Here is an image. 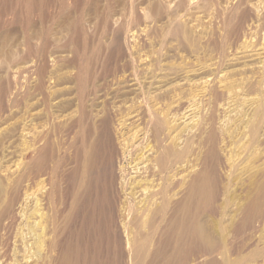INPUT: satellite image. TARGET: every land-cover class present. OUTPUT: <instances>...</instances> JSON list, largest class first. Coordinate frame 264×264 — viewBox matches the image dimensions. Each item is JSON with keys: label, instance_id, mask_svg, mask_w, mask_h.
Instances as JSON below:
<instances>
[{"label": "rangeland", "instance_id": "rangeland-1", "mask_svg": "<svg viewBox=\"0 0 264 264\" xmlns=\"http://www.w3.org/2000/svg\"><path fill=\"white\" fill-rule=\"evenodd\" d=\"M215 70L216 86L208 80ZM181 92L198 104L172 130L156 114ZM212 112L220 157L207 143ZM133 132V151L120 152L121 138ZM263 134L264 0H0V170L12 174L6 195L41 147L50 164L32 188L44 187L17 218L4 213L1 197L0 264H264ZM202 167L207 179L179 206ZM259 186V204L248 208ZM200 222L214 231L218 249L206 246V253L192 242Z\"/></svg>", "mask_w": 264, "mask_h": 264}, {"label": "bare ground", "instance_id": "bare-ground-1", "mask_svg": "<svg viewBox=\"0 0 264 264\" xmlns=\"http://www.w3.org/2000/svg\"><path fill=\"white\" fill-rule=\"evenodd\" d=\"M206 12V11H205ZM185 26V25H184ZM253 27V26H252ZM260 29V28H259ZM190 30V29H189ZM184 31V30H183ZM192 31V30H191ZM186 32V31H185ZM189 33H190V31H188ZM196 32V31H195ZM194 32V33H195ZM251 32V31H250ZM193 33V34H194ZM190 34H192V33H190ZM196 34V33H195ZM186 37H188L187 36V34L185 35ZM184 36V37H185ZM254 36V35H253ZM190 37H192V35L190 36ZM196 37H198L197 35H195V38ZM134 38V37H133ZM194 38V37H193ZM193 38H192V40H193ZM191 39V38H190ZM187 40H189L188 38H187ZM185 41V40H184ZM183 41V42H184ZM195 41V40H194ZM197 41V40H196ZM202 41V40H201ZM189 43V42H188ZM196 43V42H195ZM198 43V42H197ZM192 44V43H191ZM191 44H189V45H191ZM246 44V43H245ZM252 44V43H251ZM254 44V43H253ZM256 44V43H255ZM186 45V44H185ZM198 45V44H197ZM204 45V44H203ZM247 45V44H246ZM195 46H196V44H194V45H192V46H190V47H194L193 49H195ZM183 47V46H182ZM181 47V48H182ZM184 47H186V46H184ZM199 47V46H198ZM198 47H196V48H198ZM251 47V46H250ZM252 48H253V46H252ZM175 49V48H174ZM178 49V48H177ZM189 49V48H188ZM192 49V51L193 52H195V50H193ZM262 49V48H261ZM184 50V49H183ZM182 51V50H181ZM251 51H252V49H251ZM197 52H198V49H197ZM182 53V52H181ZM246 53V52H245ZM192 54V53H191ZM197 56H199V55H197ZM248 56V55H247ZM160 57V56H159ZM44 58V57H43ZM23 59V58H22ZM156 59V58H155ZM41 61V60H40ZM46 61V60H45ZM49 62V61H48ZM154 62V61H153ZM55 63V62H54ZM45 64H47V63H45L44 62V66H45ZM152 66H155V65H153L152 64ZM183 66H184V64H183ZM216 66H217V64H216ZM14 67V66H13ZM214 68V67H213ZM218 68V67H217ZM187 69V68H186ZM212 70V69H211ZM188 71H189V68H188ZM191 71H192V68H191ZM183 72H184V70H183ZM187 72V71H186ZM49 74V73H48ZM176 74V73H175ZM217 72H216V70H215V72L214 73H212V74H210V76H208V77H210V78H208V80H210V81H213V84L212 83H210L211 85H214V86H216L215 85V78L217 77ZM42 75H43V73H42ZM42 75L40 76V77H42ZM151 75V74H150ZM46 77H48V76H46ZM183 77V76H182ZM221 77V76H220ZM43 78H44V75H43ZM61 78V77H60ZM3 79V78H2ZM38 79H40L39 77H38ZM65 79H66V76H65ZM46 80V79H45ZM60 80V79H59ZM68 80V79H67ZM66 80V81H67ZM151 80V79H150ZM190 79H188V81H189ZM40 81V80H39ZM42 81V80H41ZM44 81V80H43ZM42 81V82H43ZM207 81V80H206ZM217 81V80H216ZM151 82V81H150ZM186 82V81H185ZM209 82V81H208ZM39 83V82H38ZM41 83V82H40ZM45 83V82H44ZM43 83V84H44ZM47 83V82H46ZM58 83V82H57ZM138 83V82H137ZM168 83V82H167ZM176 83V82H175ZM181 83H183V82H180L179 84L181 85ZM179 84H177L176 83V85H179ZM141 85V84H140ZM147 85V84H146ZM165 86H166V84H165ZM159 87V86H158ZM11 88V87H10ZM33 88H35V87H33ZM147 88V87H146ZM155 89V88H154ZM158 89V88H157ZM177 89V88H176ZM179 89V88H178ZM45 90V89H44ZM62 90V89H61ZM210 90H213L214 91V89H210ZM68 91V90H67ZM138 91V90H137ZM146 91V90H145ZM160 91V90H159ZM183 91V90H182ZM188 91V90H187ZM212 91V92H213ZM179 92V91H178ZM209 92H211V91H209ZM152 93H154V91L152 92ZM182 93V92H181ZM190 93V92H189ZM215 93V92H214ZM62 94V93H61ZM65 94V93H64ZM69 94H71V93H69ZM166 93L164 92L163 94H162V97L163 98H166V96H167V94H166V96H164ZM213 94V93H212ZM216 94V93H215ZM63 95V94H62ZM150 95V94H149ZM174 95V94H173ZM217 95H218V93H217ZM171 96V95H170ZM169 96V97H170ZM175 97H177V99L176 100H170L171 102L170 103H167V104H169V107H166V108H164V109H161L159 112H157V116H158V118L162 121V123L164 124V123H166V126H167V124L168 125H173V127L172 126H170L171 128H172V130L173 129H175V126L177 125V127H178V123L177 124H175L176 122H177V120H179V118H180V120L182 119V118H185L186 116H189V114L191 113L190 112V110H191V108H190V106L192 105V103L193 102H195V103H197V101H195L196 100V97L194 96V98L193 97H191L190 96V94H188V92L187 93H182V94H175L174 95ZM135 97V96H134ZM140 97V96H139ZM55 98V97H54ZM145 98V97H144ZM198 98V97H197ZM200 98V97H199ZM22 99V98H21ZM102 99V98H101ZM125 100V99H124ZM163 101H164V99H162ZM203 100V99H202ZM57 101V100H56ZM64 101V100H63ZM101 101V100H100ZM140 101V100H139ZM138 101V102H139ZM169 101V100H168ZM67 102V101H66ZM166 102V101H165ZM199 102V101H198ZM203 102V101H202ZM61 103H63V102H61ZM60 103V104H61ZM70 103V102H69ZM140 103H142V102H140ZM147 104V102H146V100L144 101V104ZM190 104V105H189ZM194 104V103H193ZM198 104V103H197ZM57 105H58V103H57ZM62 105V104H61ZM164 105H166V103L164 104ZM196 105V104H195ZM24 106V105H23ZM36 106V105H35ZM34 106V107H35ZM59 106V105H58ZM62 106H65V104L64 105H62ZM61 106V107H62ZM74 106V105H73ZM118 106V105H117ZM216 106V105H215ZM60 107V106H59ZM149 107V106H148ZM148 107H147V105L145 106V109L148 111V114L147 115H149L150 114V116L151 115H153V114H151L150 113V110L148 109ZM67 108H68V105H67ZM70 108V107H69ZM152 108V107H151ZM213 108H215V107H213ZM153 109V108H152ZM171 109V111H169ZM61 110H62V108H61ZM67 110V109H66ZM65 110V108L63 109V111H66ZM71 110V109H70ZM108 110V109H107ZM25 111V110H24ZM105 111V110H104ZM151 111H153V110H151ZM107 112V111H106ZM146 112V111H145ZM154 112V111H153ZM156 112V111H155ZM190 112V113H189ZM62 113V112H61ZM211 113V112H210ZM215 113V112H214ZM214 113L212 112V114H210V116H209V118H208V121H207V123L205 124L206 125V127H208V129H209V132L207 133V139H208V142L207 143H209V145H211L210 146V148H209V151H210V153L211 152H213L214 153V155L216 156L217 154L215 153L216 152V150L218 149L217 148V145H218V142H220V137H222V136H220L221 135V131H216L215 129L217 128L216 127V121H215V117H214ZM218 113V112H217ZM53 113H51V115H52ZM98 114V113H97ZM110 114V113H109ZM144 114V113H143ZM155 114V113H154ZM172 115V116H170V115ZM216 114V113H215ZM38 115V114H37ZM64 115V114H63ZM145 115V114H144ZM50 116V115H49ZM60 116V115H59ZM109 116V115H108ZM216 117H218L217 115H215ZM171 118H173L172 120H171ZM36 119V118H35ZM108 119V118H107ZM71 120V119H70ZM112 120V119H111ZM188 120V119H187ZM196 120V119H195ZM198 121H200V120H198ZM17 122V121H16ZM74 122H76V121H74ZM73 122V123H74ZM202 121H200V124L199 123H197V124H199V126L201 127V129H202ZM175 124V125H174ZM196 124V123H195ZM16 125V124H15ZM53 125V124H52ZM63 125V124H62ZM62 125H61V128H62ZM105 125V124H104ZM202 125V126H201ZM194 126V125H193ZM196 126V125H195ZM198 126V127H199ZM14 127V126H13ZM19 127V126H18ZM67 127V126H66ZM107 127V126H106ZM205 127V126H204ZM203 127V128H204ZM216 127V128H215ZM14 128H16V127H14ZM104 128V127H103ZM170 128V129H171ZM185 128V127H184ZM194 129H195V127H194ZM198 130H199V128H197ZM197 129H195V130H197ZM139 130V129H138ZM167 130H168V128H167ZM183 130V129H182ZM192 130H193V128H192ZM205 130V129H204ZM102 131V130H101ZM106 131V130H105ZM140 131V130H139ZM169 131V130H168ZM184 131V130H183ZM182 131V135H180L179 137L181 138L180 140H182V142H183V144H184V146L189 142V138H188V136H189V134L188 133H184ZM13 132V131H12ZM16 132V131H15ZM116 132V131H115ZM114 132V133H115ZM123 132V131H122ZM7 133V132H6ZM103 133V132H102ZM171 133V132H170ZM169 133V134H170ZM179 133H181V132H179ZM191 133V132H190ZM194 133V132H193ZM110 134V133H109ZM108 134V135H109ZM123 134V133H122ZM127 134V133H126ZM154 134V133H153ZM163 134V133H162ZM199 134H201V131L199 130ZM198 134V135H199ZM202 134H203V132H202ZM16 135V134H15ZM21 135H22V133H21ZM112 135V134H111ZM120 135V134H119ZM171 135V134H170ZM196 135V134H195ZM40 136V135H39ZM106 136V135H105ZM132 138H130V137H128V138H125V139H123L124 137H120L121 138V141L118 143L119 144V147H117V148H119V150H120V152H122L123 153V146H124V148L126 149V147L128 146V148L130 147V149L132 150L133 148H134V145H136V144H133V142L134 141H136L135 139L138 137L137 136V134L135 133V132H133L132 133ZM166 136V135H165ZM169 136V135H168ZM263 136H264V134H263ZM42 137V136H41ZM83 137V136H82ZM172 137V136H171ZM182 137H184V138H182ZM43 138V137H42ZM111 138V137H110ZM109 138V139H110ZM113 138H114V136H113ZM112 138V139H113ZM119 138V137H118ZM119 138V139H120ZM173 138H174V136H173ZM200 138V137H199ZM20 139V138H19ZM18 139V140H19ZM39 139V138H38ZM106 139V138H105ZM176 139V138H175ZM174 139V140H175ZM207 139H206V141H207ZM17 140V141H18ZM165 140H166V138H165ZM171 140V142H172V138L170 139ZM2 141V140H1ZM110 141V140H109ZM114 141H115V139H114ZM118 141V140H117ZM14 142V141H13ZM13 142H11V143H13ZM137 142V141H136ZM169 142V141H168ZM181 142V143H182ZM81 143V142H80ZM100 143V142H99ZM115 143V142H114ZM51 144V143H50ZM96 144V143H95ZM113 143H111V145H112ZM117 144V145H118ZM123 144V145H122ZM126 144H128V145H126ZM140 144H142V143H140ZM169 144H170V142H169ZM110 145V144H109ZM175 145V144H174ZM10 146V145H9ZM115 146V145H114ZM122 146V147H121ZM167 146V145H166ZM171 146L173 147V145H172V143H171ZM40 147V146H39ZM81 147V146H80ZM97 147H98V145H97ZM136 147V146H135ZM139 147V146H138ZM164 147H165V145H164ZM171 147V148H172ZM3 148V147H2ZM91 148V147H90ZM167 148V147H166ZM50 149V148H49ZM94 149H96L95 147H94ZM99 149V148H98ZM108 149V148H107ZM113 149V148H112ZM115 149V148H114ZM165 149V148H164ZM168 149H170V148H168ZM183 149V147L181 148V150ZM4 151V149H1V154H3V151ZM44 150H45V147H41L40 148V152H42V153H40V154H38L40 157H38V160H36V161H33V164L32 163H30L31 164V166L29 167V168H27V170L26 171H28V172H25L24 171V174H22V175H20L19 177H17V178H14L13 179V183H14V185H15V188H14V191H12V192H10L9 193V196L8 195H6V193H7V188H8V185H7V187H6V184L7 183H5V181L7 180V181H9V180H11V177H12V174H10V172H7V170H5V169H2V171L0 170V172L2 173V172H4V170H5V172L3 173V175H1L0 176V200H1V197L3 198V195H4V199L5 198H7V201L6 202H8L7 203V205L4 207V209H5V211H4V213H7V215L8 216H10V218L11 219H13V218H17V216H18V213H20L19 211L20 210H27L26 208L28 207V200H31L32 198H34V197H36V194H37V192L38 191H40L43 187H44V185H43V187H41L40 189L38 188V189H33L32 187H40V181H39V179H38V177L40 176V175H42L43 174V172L46 170V168L50 165H47V162H46V159H45V156L44 155H42L43 154V152H44ZM97 150V149H96ZM117 150V149H116ZM118 150V151H119ZM167 149H165V151H166ZM133 151V150H132ZM138 151V150H137ZM163 151V150H162ZM169 151V150H168ZM200 152H201V150H200ZM15 153V152H14ZM75 153V152H74ZM209 153V152H208ZM51 154V153H50ZM54 154V153H53ZM76 154V153H75ZM94 154V153H93ZM93 154H91V155H93ZM111 155H112V153H111ZM116 155V154H115ZM167 155V154H166ZM217 156H219V155H217ZM7 157V156H6ZM95 158H96V156H94ZM213 157V156H212ZM211 157V158H212ZM220 157V156H219ZM219 157H218V161L217 162H219L220 160H219ZM14 158V157H13ZM85 158V157H84ZM93 158V157H92ZM106 158V157H105ZM114 158V157H113ZM154 158V157H153ZM216 158V157H215ZM222 158V157H221ZM89 159H90V157H89ZM97 159V158H96ZM147 159V158H146ZM179 159V158H178ZM50 160V159H49ZM92 160V159H91ZM54 161V160H53ZM214 161H216V160H214ZM72 162V161H71ZM201 162V161H200ZM211 162V161H210ZM155 164V163H154ZM212 164V163H211ZM204 166V165H203ZM2 167V166H1ZM160 167V166H159ZM158 166H157V168H159ZM166 167V166H165ZM161 168V167H160ZM153 169V168H152ZM167 169V168H166ZM184 169V168H183ZM147 170V169H146ZM154 170H155V168H154ZM10 171V170H9ZM21 171V170H20ZM120 171H121V178H124V169H123V166L121 167V169H120ZM148 171V170H147ZM186 171V170H185ZM15 172V171H14ZM50 172V171H49ZM182 172V171H181ZM206 172H208V170L206 171L205 170V167L203 168H200L194 175H192L191 176V178H190V180L189 181H187V184L185 185V188H183L184 190H183V192H182V195H180L181 197L179 198V200H177V202H176V204H178L179 206L180 205H185V202H187V200L188 199H190V196L193 194V192L194 191H196L197 189H199V186H201V184H202V182H205V179H207V178H205V173ZM47 173V172H46ZM171 174V173H170ZM207 174V173H206ZM114 175V174H113ZM134 175V174H133ZM153 175V174H152ZM179 175V174H178ZM185 175H187V174H185ZM105 176V175H104ZM116 176V175H115ZM166 176H167V174H166ZM180 176V175H179ZM181 176H183V175H181ZM188 176V175H187ZM15 177V176H14ZM28 177H30V178H28ZM184 177V176H183ZM26 178H28V179H26ZM50 178V177H49ZM152 178V177H151ZM211 178V177H210ZM26 179V180H25ZM113 179V178H112ZM111 179V180H112ZM118 179V178H117ZM183 179V178H182ZM30 181L31 183L29 184V185H27V183L24 185L23 184V182H25V181ZM125 180H126V177H125ZM184 180V179H183ZM41 181H42V179H41ZM156 181V180H155ZM177 181V180H176ZM215 181V180H214ZM213 181V182H214ZM126 182V181H125ZM140 182V181H139ZM169 182V181H168ZM212 182V183H213ZM29 183V182H28ZM50 183V182H49ZM156 183V182H155ZM185 183H186V181H185ZM201 183V184H200ZM210 183H211V181H210ZM10 184V183H9ZM165 184V183H164ZM178 184V183H177ZM200 184V185H199ZM108 185V184H107ZM167 185V184H166ZM170 185V184H169ZM175 185V184H174ZM174 185L172 186V188L174 187ZM182 185V184H181ZM212 185H214V183L212 184ZM10 186V185H9ZM50 186V185H49ZM90 186V185H89ZM124 186V185H123ZM125 186H127V185H125ZM134 186V185H133ZM178 186H179V184H178ZM45 187H47V186H45ZM55 187V186H54ZM10 188V187H9ZM201 188V187H200ZM260 188V186L259 187H256L255 189H254V191H253V193H252V195L248 198V201H247V207L248 208H252V207H256L259 203H258V198H261V196H262V191H261V189L260 190H258ZM11 189V188H10ZM13 189V188H12ZM11 189V190H12ZM109 189V188H108ZM125 189V188H124ZM5 191V192H4ZM53 191H54V189H53ZM4 192V193H3ZM52 192V189L51 190H49V192H47V195H50V193ZM128 192V191H127ZM137 192H140V191H137ZM53 193V192H52ZM157 193V192H156ZM198 193V192H197ZM54 194V193H53ZM52 194V195H53ZM133 194V193H132ZM41 195V194H40ZM139 195L140 194H137L136 193V198H139ZM116 196V195H115ZM173 196V195H172ZM203 196V195H202ZM56 197H58V196H56ZM124 197V196H123ZM171 197V196H170ZM170 197H169V199H170ZM200 197H201V195H200ZM200 197H198V199H200ZM215 197V196H214ZM60 198V197H59ZM218 198V197H217ZM37 199V198H36ZM54 199H55V197H54ZM139 200H143V199H141V198H139ZM212 200V199H211ZM83 201V200H82ZM214 201V200H213ZM196 203V200L195 201H193L192 203ZM202 202V201H201ZM211 202V201H210ZM60 203V202H59ZM141 203V202H140ZM214 203V202H213ZM81 204V203H80ZM217 204V203H216ZM55 205V204H54ZM153 205V204H152ZM1 206V205H0ZM195 206V205H194ZM77 207V206H76ZM117 207V206H116ZM139 207V206H138ZM60 208H62V207H60ZM146 208V207H145ZM180 208V207H179ZM155 209V208H154ZM60 210V209H59ZM59 210L57 211V212H59ZM63 210V209H62ZM22 212V211H21ZM63 212V211H62ZM4 213H3V215H4ZM114 213V212H113ZM156 213V212H155ZM24 214V213H23ZM74 214V213H73ZM171 214V213H170ZM21 215V214H20ZM111 215V214H110ZM174 215V214H173ZM173 215H171V221H173V220H175L174 219V216ZM25 216V215H24ZM153 216H154V214H153ZM152 216V217H153ZM58 217V216H57ZM151 217V218H152ZM176 217V216H175ZM8 218V217H7ZM21 218V217H20ZM156 218L158 219V217L156 216ZM0 219H2V217H0ZM22 219V218H21ZM156 219V220H157ZM182 219V218H181ZM194 219V218H193ZM5 220V219H4ZM3 220V221H4ZM56 220V219H55ZM155 220V219H154ZM155 220V221H156ZM6 221V220H5ZM170 221V220H169ZM176 221H177V219H176ZM193 221V220H192ZM8 222V221H7ZM57 222V221H56ZM170 223V222H169ZM178 224V223H177ZM172 225V224H171ZM176 225V224H175ZM26 226V225H25ZM153 226V225H152ZM10 227V226H9ZM113 227V226H112ZM177 227V226H176ZM35 228V227H34ZM152 228V227H151ZM175 228V227H174ZM178 228V227H177ZM176 228V229H177ZM61 230V229H60ZM30 231V230H29ZM56 231V230H55ZM58 231V230H57ZM72 231V230H71ZM148 231V230H147ZM35 232V231H34ZM138 232V231H137ZM149 232V231H148ZM160 232V231H159ZM163 232V231H162ZM193 232V231H192ZM84 233V232H83ZM177 233V232H176ZM58 234V233H57ZM72 234V233H71ZM136 234V233H135ZM140 234V233H139ZM155 234V233H154ZM165 234V233H164ZM67 235H69V234H67ZM150 235V234H149ZM172 235H173V233H172ZM39 236V235H38ZM73 236V235H72ZM147 236V235H146ZM176 236V235H175ZM193 238H194V240H193V238H191L192 239V242L194 243V244H196V245H198L199 247H206V246H208V247H211L212 248V250L211 251H213V250H216V249H218V247L220 246V240L218 239V238H216L215 237V235H214V231H211L210 230V227L206 224V223H198L195 227H194V233H193ZM178 237V236H177ZM66 238V237H65ZM145 238V237H144ZM127 239V238H126ZM142 239V238H141ZM160 239H161V235H159L158 236V238H157V243H159L160 242ZM55 240V239H54ZM151 240V239H150ZM153 240H155V238L153 239ZM44 241V240H43ZM138 241V240H137ZM139 241H140V239H139ZM101 242V241H100ZM91 243V242H90ZM129 243V242H128ZM127 243V244H128ZM51 244V243H50ZM131 244V243H130ZM145 244V243H144ZM151 244V243H150ZM51 245H53L54 247L56 246H58L57 244H55V241H53L52 242V244ZM72 245V244H71ZM136 245V244H135ZM50 247V246H49ZM38 248V247H37ZM53 248V247H52ZM67 248V247H66ZM88 248H90L91 249V247H88ZM87 248V249H88ZM139 248V247H138ZM159 248V247H158ZM56 249V248H55ZM61 249V248H60ZM59 249V250H60ZM135 249H136V247H135ZM170 249V248H169ZM205 249V248H204ZM57 250H58V248H57ZM57 251L58 253H56V255L53 257L56 261H60V258H61V253H60V251ZM62 250V249H61ZM139 250H140V248H139ZM142 250V249H141ZM167 250H168V248H167ZM207 250V247H206V249H205V251ZM210 249H208V251H209ZM134 251V250H133ZM138 251V250H137ZM170 251V250H169ZM186 251V250H185ZM193 251H194V249H193ZM210 251V252H211ZM157 252H158V250L157 249H155L154 251H153V253L151 252V254H153V256H154V254L156 255L157 254ZM192 252V251H191ZM138 253V252H137ZM139 253H140V251H139ZM182 253H184V252H182ZM187 253V252H186ZM206 253H207V251H206ZM47 255V254H46ZM53 256V255H52ZM51 256V257H52ZM63 256V255H62ZM137 256V255H136ZM147 256V255H146ZM152 256V255H151ZM157 256V255H156ZM162 256V255H161ZM186 256V255H185ZM185 256H184V258H185ZM190 256V255H189ZM66 257V256H65ZM155 257V256H154ZM170 257V256H169ZM188 257V256H187ZM144 258V257H143ZM147 258V257H146ZM146 258L144 259V260H146ZM161 258V257H160ZM44 259V258H43ZM142 259V258H141ZM141 259H140V261H141ZM148 259V258H147ZM150 259H152V257L150 258ZM150 259H148V260H150ZM2 260V259H1ZM45 260V259H44ZM171 260V259H170ZM186 260V259H185ZM55 261V262H56ZM62 261V260H61ZM151 261V260H150ZM183 261V260H182ZM143 262V261H142ZM149 262V261H148ZM0 263H2V261L0 262ZM60 263V262H59ZM106 263V262H105ZM144 263H145V261H144ZM55 264V263H54ZM58 264V263H57ZM139 264H140V262H139ZM142 264V263H141ZM209 264H217V263H215L214 261H212V260H210L209 261Z\"/></svg>", "mask_w": 264, "mask_h": 264}]
</instances>
